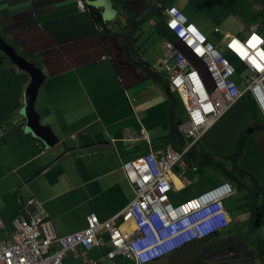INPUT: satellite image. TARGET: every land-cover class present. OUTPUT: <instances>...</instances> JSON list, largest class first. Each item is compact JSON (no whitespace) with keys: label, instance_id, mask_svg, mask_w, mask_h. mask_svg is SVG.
Masks as SVG:
<instances>
[{"label":"crops","instance_id":"obj_1","mask_svg":"<svg viewBox=\"0 0 264 264\" xmlns=\"http://www.w3.org/2000/svg\"><path fill=\"white\" fill-rule=\"evenodd\" d=\"M150 1L85 0L89 10L79 13L74 0H0V38L44 76L34 110L49 131L45 143L25 132L19 113L29 80L4 62L0 220L6 232L29 199L40 203L58 237L81 231L88 214L106 221L133 199L120 171L123 161L167 146L177 152L189 147L176 131L184 108L161 69L172 63L163 59L164 43L173 40L163 24L164 8L177 9L215 49H224L227 37L244 40L252 25L264 41V0H159L133 40L145 63L138 66L123 46L125 19ZM244 77L233 82L242 87ZM242 99L187 154L190 159L199 145L200 161L195 154L196 164L189 162L196 173L219 156L231 163L226 173L235 193L223 201L228 226L150 264H264V122L252 103L247 112ZM239 111L242 119L236 120ZM239 191H255L262 205L255 210V199L249 205L246 197L230 203ZM101 238L104 246L88 254L95 264H129L120 257L106 262L109 247L104 233Z\"/></svg>","mask_w":264,"mask_h":264},{"label":"built area","instance_id":"obj_2","mask_svg":"<svg viewBox=\"0 0 264 264\" xmlns=\"http://www.w3.org/2000/svg\"><path fill=\"white\" fill-rule=\"evenodd\" d=\"M75 2L83 10L82 0ZM164 13L165 27L175 38L164 45V57L172 59L174 65L164 69L188 119L177 127V132L193 143L199 141L245 92L251 95L264 119V42L257 27L249 26L243 41L230 37L224 42L226 51L247 71L240 91L230 79L232 68L199 31L176 9L168 8ZM200 69L209 85L203 84ZM182 156L167 146L160 153L148 152L123 162L121 170L134 194L132 202L104 222L88 214L85 228L65 237L54 233L40 203L27 200L11 220L10 234L0 220V264H63L67 254L80 264H95L88 254L104 246L101 233L107 235L110 247L106 261L120 257L130 264H149L187 243L223 230L227 220L222 202L234 193L227 184L178 206L170 205L167 195L175 190L172 174L186 183L181 174Z\"/></svg>","mask_w":264,"mask_h":264},{"label":"water","instance_id":"obj_3","mask_svg":"<svg viewBox=\"0 0 264 264\" xmlns=\"http://www.w3.org/2000/svg\"><path fill=\"white\" fill-rule=\"evenodd\" d=\"M159 0H151L150 3L131 20L127 32L124 34L123 46L125 47L128 60L138 66H144L145 63L136 55L133 49V40L136 31L141 26L150 12L158 5ZM0 56L6 58L8 62L15 66L18 70L23 72L28 77V84L25 87L22 94V108L20 115L25 120V132L38 137L40 140H44L45 143L49 131L48 128L43 127L39 124V118L34 110V103L38 93L39 87L44 81V76L41 71L34 66L32 62L24 60L18 54L15 53L13 48L7 45L0 38ZM264 129V128H263Z\"/></svg>","mask_w":264,"mask_h":264},{"label":"rangeland","instance_id":"obj_4","mask_svg":"<svg viewBox=\"0 0 264 264\" xmlns=\"http://www.w3.org/2000/svg\"><path fill=\"white\" fill-rule=\"evenodd\" d=\"M217 52H219V54L225 58L227 60V62L230 64V66L233 68L234 74L231 78L232 81H237L240 80L243 75H244V70L243 68H241V66L235 62L225 51L222 47L218 46L216 47ZM2 57V56H0ZM4 58V57H3ZM5 60L7 61L6 58L3 59V61L5 62ZM242 103L243 106H247V112H249L248 107L252 106L251 105V100L248 97H244V99H242ZM242 119V112L239 111L238 114L236 115V120ZM237 145V144H236ZM199 145H197L194 149L195 153H191L190 154V159L189 158H185V162L189 163V162H193L196 164V158H195V154L196 157L197 155H199ZM225 155V154H224ZM200 155L198 156V160L200 161ZM211 159L213 160L214 157H211ZM216 159V158H215ZM241 166H244V163L241 162ZM228 168H231V163L228 162V160L225 159V156L221 157L219 156L216 161L214 162V164L209 165V166H204L201 165L199 167V171L198 173H188V178L191 179L192 181L190 182V185L188 187H185L183 190H181L179 193L177 194H170L169 197L171 199V201H176V200H183L185 198H192V197H196L199 195H202L210 190H212L213 188L223 184V183H229L231 182L229 179L228 174L226 173ZM201 171V172H200ZM229 181V182H228ZM246 191H239V193L236 195L235 198H231L228 201L230 203H233V200H235V205H237V203L242 200V197H246L249 200V205H250V199L249 198H254L255 202L253 204L255 210L258 209V207L260 205H262L263 202L260 201V196L256 195L255 191L252 192L250 195L247 194L246 195ZM241 206H239L237 209H240ZM232 210L236 215L239 214L238 210ZM243 211V210H242ZM11 227V226H10ZM6 232V227L5 230ZM7 234H10V232H6ZM75 262V263H74ZM72 260L71 256L68 255L66 257L65 260V264H78L76 263V261Z\"/></svg>","mask_w":264,"mask_h":264},{"label":"clouds","instance_id":"obj_5","mask_svg":"<svg viewBox=\"0 0 264 264\" xmlns=\"http://www.w3.org/2000/svg\"><path fill=\"white\" fill-rule=\"evenodd\" d=\"M74 3H75V7H76V9H77V11L79 12V13H85V12H87L88 10H89V8H88V6H87V4H86V2H85V0H82V6H83V10H81L80 8H78L77 6H76V2H75V0H74ZM158 6V5H157ZM156 6V7H157ZM168 8H174V7H167V8H164L163 10H162V15H163V24H164V27H165V13H164V11L166 10V9H168ZM175 9V8H174ZM177 10V9H176ZM178 11V10H177ZM179 12V11H178ZM180 13V12H179ZM181 14V13H180ZM182 15V14H181ZM183 16V15H182ZM184 17V16H183ZM185 18V17H184ZM186 19V18H185ZM130 20H132V19H130ZM187 20V19H186ZM131 22V21H130ZM187 22H188V20H187ZM189 24H191L190 22H188ZM129 25H130V23H129ZM129 25L127 26V30H128V28H129ZM143 25V24H142ZM141 25V26H142ZM192 25V24H191ZM141 26H139L138 27V29H137V31L138 30H140V27ZM195 29H197L194 25H192ZM126 30V31H127ZM165 30L171 35V37H172V41L170 42V41H166V42H169V43H173L174 42V40H175V38H174V36L166 29V27H165ZM258 30V29H257ZM137 31H136V33H137ZM197 31H199L198 29H197ZM199 33L201 34V32L199 31ZM258 34V33H257ZM136 35V34H135ZM202 35V34H201ZM248 35V34H247ZM259 35V34H258ZM203 36V35H202ZM204 37V39H205V41L207 42V43H209L210 45H211V47L217 52V50L214 48V46L210 43V42H208V40L205 38V36H203ZM227 38H230V37H227ZM226 38V39H227ZM2 39V38H1ZM225 39V40H226ZM237 39V38H236ZM3 40V39H2ZM225 40H224V42H225ZM239 40V39H238ZM263 40V39H262ZM241 41H243V40H241ZM165 42V43H166ZM264 42V41H263ZM165 43H164V45H165ZM264 46V45H263ZM264 49V48H263ZM164 51H165V47H164ZM224 51L235 61V62H237V63H239V64H241L243 67H244V65L242 64V63H240L238 60H236V59H234L227 51H226V49H225V46H224ZM183 52V51H182ZM218 54H219V52H217ZM183 54H185V52L183 53ZM220 55V54H219ZM221 56V55H220ZM222 57V56H221ZM223 58V57H222ZM24 59V58H23ZM163 59H165V57H164V52H163ZM226 62H227V60L225 59V58H223ZM24 60H26V59H24ZM167 60V59H166ZM27 61V60H26ZM169 61H171L172 63H171V65H164V66H162L161 67V69L164 71V73H165V76H166V83H167V86L170 88V90L171 91H173V92H175L177 95H178V98H179V101L181 102V104H182V106H183V108H184V104H183V102H182V100H181V98H180V96H179V94L177 93V91L176 90H174L173 88H171V86L169 85V83H168V77H167V74H166V71H165V69H164V67L165 66H167V67H172L173 65H174V61L172 60V59H169ZM5 62H7V63H9L8 62V60L6 61L5 60ZM228 63V62H227ZM10 64V63H9ZM229 64V63H228ZM11 65V64H10ZM13 66V65H12ZM229 66H230V64H229ZM15 67V66H14ZM231 67V66H230ZM16 68V67H15ZM232 68V67H231ZM17 69V68H16ZM244 69H245V67H244ZM232 70H233V68H232ZM200 73L202 74V75H204V77H203V80H202V82H203V84H205V85H209V82H208V80H207V77H205V74H204V71H203V69H200ZM233 74H234V71H233V73H232V75H231V78H232V76H233ZM246 75H247V71H246V69H245V77H246ZM245 77H244V79H245ZM230 78V79H231ZM232 81V80H231ZM244 81V80H243ZM233 82V81H232ZM235 84V83H234ZM236 85V84H235ZM237 86V85H236ZM237 88L240 90V91H242L243 90V85H242V87H238L237 86ZM245 96H248L249 98H250V100H251V102H252V104L255 106V108H256V110L258 111V113H259V115L261 116V118H262V121L264 122V119H263V117H262V115H261V112H260V110H259V108L257 107V105H256V103L254 102V100L252 99V97H251V95L250 94H248L247 92H245V93H243V96L238 100V102H240L241 101V99L242 98H244ZM237 102V103H238ZM236 103V104H237ZM235 104V105H236ZM234 106V105H233ZM232 106V107H233ZM231 107V108H232ZM231 108H230V110H231ZM184 110H185V108H184ZM230 110H228L226 113H228ZM186 112V111H185ZM225 113V114H226ZM224 114V115H225ZM223 115V116H224ZM186 116H187V114H186ZM222 116V117H223ZM221 117V118H222ZM220 118V119H221ZM219 119V120H220ZM187 117L185 118V121L184 122H182V123H179L177 126H176V131H177V127L179 126V125H182V124H185L186 122H187ZM216 123V122H215ZM214 123V124H215ZM213 124V125H214ZM212 125V126H213ZM211 126V127H212ZM210 127V128H211ZM209 128V129H210ZM208 129V130H209ZM208 130H206L204 133H203V135L208 131ZM178 133V132H177ZM179 134V133H178ZM180 135V134H179ZM203 135H202V137H203ZM182 136V135H181ZM183 137V136H182ZM202 137H201V139H202ZM188 139V138H187ZM200 139V140H201ZM188 140H190V142H191V144L189 145V147L186 149V150H184V151H180V153H183V156H182V159H181V163H182V165L184 166L183 167V169H182V175H183V178H184V180L186 181V183L184 184V183H182L181 181H180V179L178 178V176H177V174H175V173H173L172 174V183H173V187H174V191H170L169 193H168V201H169V203H170V205L171 206H178L179 204H181V203H183V202H185V201H187V200H189V199H192V198H196V197H198V196H196V197H192V198H188V199H185V200H183V201H181V202H175V201H171V199H170V197H169V195L170 194H177V193H179L181 190H183L185 187H188L189 185H190V182L192 181L191 179H189L188 178V173H196V167L193 165V163L192 164H190V163H187V162H185V158H187V154H188V151L197 143V142H199V141H197V142H192V140L191 139H188ZM171 149V148H170ZM164 150V149H163ZM172 150V149H171ZM148 152H153V153H155V154H157V153H160V152H162V150L160 151V152H154V151H151V150H149V151H147L145 154H147ZM175 152H177V151H175ZM145 154H143V155H141V156H139V157H142V156H144ZM190 155V154H189ZM139 157H137V158H139ZM136 159V158H135ZM132 160H134V159H132ZM126 161H128V160H126ZM123 162H125V161H123ZM122 162V163H123ZM121 163V164H122ZM120 171L122 172V170H121V165H120ZM122 174H123V172H122ZM123 179H124V181L126 182V184L128 185V183H127V181L125 180V178H124V175H123ZM176 183H178L179 184V186H177L176 185ZM223 184H227V185H229L228 183H223ZM222 185V184H221ZM220 186V185H219ZM231 188H232V186L231 185H229ZM128 187L132 190V188L128 185ZM218 187V186H217ZM216 188V187H215ZM214 189V188H213ZM233 189V188H232ZM234 190V189H233ZM132 193H133V191H132ZM207 193V192H206ZM234 193H235V190H234ZM234 193L230 196V197H232L233 195H234ZM205 194V193H204ZM203 195V194H202ZM200 196V195H199ZM230 197H228V198H230ZM228 198H226V199H228ZM133 199H134V194H133ZM132 199V200H133ZM225 199V200H226ZM132 200H131V202H132ZM224 201V200H223ZM130 204V202L127 204V205H129ZM127 205L124 207V208H126L127 207ZM222 205H223V202H222ZM124 208H122V210L124 209ZM223 208H224V206H223ZM121 210V211H122ZM120 211V212H121ZM224 211H225V208H224ZM120 212H118L117 214H119ZM116 214V215H117ZM225 214H226V212H225ZM115 216V215H114ZM86 217V216H85ZM113 217V216H112ZM111 217V218H112ZM98 220V219H97ZM109 220V219H108ZM226 220H227V226H228V224H229V221H228V217H227V215H226ZM107 221V220H106ZM101 222V221H100ZM104 222V221H103ZM226 226V227H227ZM225 227V228H226ZM84 228H85V219H84ZM83 228V229H84ZM224 228V229H225ZM82 229V230H83ZM223 229V230H224ZM223 230H221V231H223ZM221 231H219V232H217V233H215V234H212V235H210V236H208V237H206V238H210V237H212V236H215L216 234H218V233H220ZM80 232V231H79ZM77 233V232H76ZM74 234V233H73ZM102 234V233H101ZM100 234V235H101ZM105 234V233H104ZM106 235V234H105ZM206 238H204V239H206ZM204 239H200V240H196V241H201V240H204ZM106 240H107V243H108V239H107V235H106ZM196 241H192V242H196ZM192 242H190V243H192ZM190 243H187V244H185L184 246H186V245H188V244H190ZM184 246H181V247H179V248H177L176 250H178V249H180V248H182V247H184ZM108 247H109V244H108ZM96 250V249H95ZM109 250H110V247H109ZM108 250V251H109ZM175 250V251H176ZM94 251V250H93ZM107 251V252H108ZM92 252V251H91ZM91 252H89V254L91 253ZM174 252V251H173ZM106 254V253H105ZM105 254L103 255V258L105 257ZM171 254V253H170ZM169 255V254H168ZM167 255V256H168ZM165 257V256H164ZM163 258V257H162ZM92 259V258H91ZM123 259V258H122ZM160 259V258H159ZM93 260V259H92ZM104 260H105V258H104ZM158 260V259H157ZM106 261V260H105ZM95 262V261H94ZM106 262H108V261H106ZM110 262V261H109ZM154 262V261H153ZM129 263V262H128ZM152 263V262H151ZM130 264V263H129ZM150 264V263H149Z\"/></svg>","mask_w":264,"mask_h":264},{"label":"trees","instance_id":"obj_6","mask_svg":"<svg viewBox=\"0 0 264 264\" xmlns=\"http://www.w3.org/2000/svg\"><path fill=\"white\" fill-rule=\"evenodd\" d=\"M156 10L159 11V7L156 8ZM125 20H126L125 25H126V28H127V26L129 25V23H130L131 20H130L129 18H126ZM3 59H4L3 57H0V67H2V65H3V63H4ZM174 93H175V92H174ZM183 110H184V109H183ZM184 113H185V118H186L187 116H186V112H185V110H184Z\"/></svg>","mask_w":264,"mask_h":264},{"label":"snow or ice","instance_id":"obj_7","mask_svg":"<svg viewBox=\"0 0 264 264\" xmlns=\"http://www.w3.org/2000/svg\"><path fill=\"white\" fill-rule=\"evenodd\" d=\"M252 39H253V40H255V39H256V37H255V36H253V37H252ZM262 55H264V53H262Z\"/></svg>","mask_w":264,"mask_h":264},{"label":"bare ground","instance_id":"obj_8","mask_svg":"<svg viewBox=\"0 0 264 264\" xmlns=\"http://www.w3.org/2000/svg\"><path fill=\"white\" fill-rule=\"evenodd\" d=\"M176 185H177V186H179V184H178V183H176ZM131 227H132V226H131Z\"/></svg>","mask_w":264,"mask_h":264}]
</instances>
